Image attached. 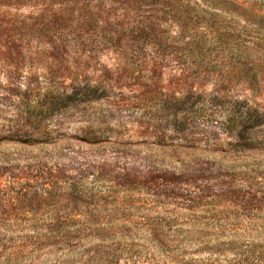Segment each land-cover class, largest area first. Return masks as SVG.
Returning <instances> with one entry per match:
<instances>
[{"label": "rangeland", "instance_id": "obj_1", "mask_svg": "<svg viewBox=\"0 0 264 264\" xmlns=\"http://www.w3.org/2000/svg\"><path fill=\"white\" fill-rule=\"evenodd\" d=\"M234 1L188 12L200 49L77 40L60 7L0 39V264H264V0Z\"/></svg>", "mask_w": 264, "mask_h": 264}, {"label": "trees", "instance_id": "obj_2", "mask_svg": "<svg viewBox=\"0 0 264 264\" xmlns=\"http://www.w3.org/2000/svg\"><path fill=\"white\" fill-rule=\"evenodd\" d=\"M54 7L82 13L79 28L73 33L77 40L92 37L118 51L138 49L141 41L150 46L162 42L171 48L166 39L169 35L164 28L169 22L172 25L177 24L180 28L175 42L182 43L184 50L200 49L205 41L204 38L198 37L195 23L199 21L206 24L208 21L205 17H199L193 22L187 17L189 11L205 9L235 13L243 9L234 0H0V9H31L34 14L38 13L36 17H28L27 23H19L12 19L11 14L0 11V39L10 38L18 32L21 36H41L55 33L56 27L63 29L57 23V17L50 13ZM93 10L99 11L101 16L94 17ZM97 22H100L98 27ZM3 48L0 44V53H4L9 59L19 52V49H7L3 52ZM5 66L11 69L19 68L16 63H6ZM240 117L252 124V132L264 127V114L257 109L249 108L247 113L241 112ZM245 141L247 144L244 148H264V143L260 141L255 140L257 143L254 145L250 140Z\"/></svg>", "mask_w": 264, "mask_h": 264}]
</instances>
